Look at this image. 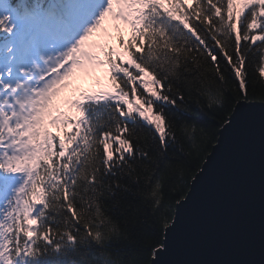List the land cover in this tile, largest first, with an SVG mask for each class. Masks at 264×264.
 Instances as JSON below:
<instances>
[{"label":"snow or ice","instance_id":"snow-or-ice-1","mask_svg":"<svg viewBox=\"0 0 264 264\" xmlns=\"http://www.w3.org/2000/svg\"><path fill=\"white\" fill-rule=\"evenodd\" d=\"M185 5L188 0H0V264H125L108 249L150 217V259L134 264H159L163 237L213 155L216 131L230 127L249 99L256 76L249 68L259 62L264 78V0ZM106 20L116 31L121 24L130 30L127 41H118L122 52L93 43ZM105 65L111 90L82 93L72 102L76 119L53 116L56 97L78 71ZM209 70L220 86L208 103L216 131L204 134L195 155L182 153L170 203L161 182L148 176V206L138 207L129 198L153 162L149 139L139 133H150L155 151L167 158L178 143L169 109L184 104L185 89L188 97L199 96ZM48 124L63 125V136Z\"/></svg>","mask_w":264,"mask_h":264},{"label":"water","instance_id":"water-1","mask_svg":"<svg viewBox=\"0 0 264 264\" xmlns=\"http://www.w3.org/2000/svg\"><path fill=\"white\" fill-rule=\"evenodd\" d=\"M210 151L159 264H264V102L244 101Z\"/></svg>","mask_w":264,"mask_h":264},{"label":"trees","instance_id":"trees-1","mask_svg":"<svg viewBox=\"0 0 264 264\" xmlns=\"http://www.w3.org/2000/svg\"><path fill=\"white\" fill-rule=\"evenodd\" d=\"M192 3V0H188V5ZM188 5H185L186 7ZM120 31H115L112 34H108L110 40V46L114 49L117 47L122 52L123 49L119 46V39L123 37L125 41L130 38V30L124 26L120 28ZM99 34L94 35L93 39L95 43L99 45ZM127 59V57H124ZM260 63L257 62L253 68H249V71L253 70L256 72V76L253 80L249 81V99L247 101L264 102V78L259 76ZM214 73L209 70L205 73L203 83L199 85L203 92L199 95H193L188 97L187 89H185V102L182 106H178L169 109L168 119L172 123V130L175 131L178 143L169 147L165 154L167 158L161 156L158 151V145L155 141H152L151 134L148 132H140L139 136L143 140L144 137H148L149 144L146 145L153 150L152 163L144 168L141 173L140 184L136 190L134 198H129L133 203H136L138 207H147V203L144 202V198L149 194V183L147 180L148 176H154L163 185L165 193V203H170L167 200V196L173 193V190L177 187L179 182L178 170L183 155H187L188 152L195 153L198 148L202 145L203 136L209 131H216L213 127L218 120L213 119V110L208 107L209 96L216 94L219 90V85L211 79ZM145 79H149L145 77ZM110 83L108 79V70L105 65L104 68H98L91 70L87 73L77 72L70 81H68L67 88H61L59 95L54 101V109L59 106V98L66 104L79 99L82 93L87 92H98L102 88V84ZM111 85V84H110ZM136 86L138 91L143 92L144 89L140 86L137 81ZM234 85L228 84L227 90L229 94L232 92ZM54 112V110H53ZM78 112L75 108L70 105V108L66 111L67 117L72 119L78 118ZM47 130L56 136L62 137L65 131L63 125H55L51 128L47 126ZM71 132V127L67 129ZM218 131H216L217 138ZM216 138L212 141L211 146L215 143ZM183 146L182 148L180 146ZM118 145H113L117 147ZM210 146V149H211ZM209 149V151H210ZM179 158V159H178ZM139 164V161L137 162ZM143 213L141 217L143 218ZM154 231L152 225V218L150 217L144 224L142 230L136 232L134 235L129 236L126 240L114 241L112 246L108 249L112 253L113 258L123 260L125 264H134L136 261L142 259H150L147 248L151 245Z\"/></svg>","mask_w":264,"mask_h":264}]
</instances>
